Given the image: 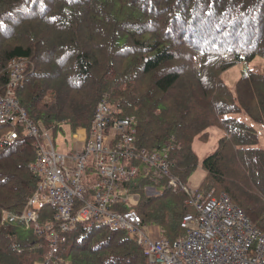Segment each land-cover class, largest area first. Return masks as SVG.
Here are the masks:
<instances>
[{
    "label": "trees",
    "instance_id": "trees-1",
    "mask_svg": "<svg viewBox=\"0 0 264 264\" xmlns=\"http://www.w3.org/2000/svg\"><path fill=\"white\" fill-rule=\"evenodd\" d=\"M255 57L264 59V0H0V96L10 62L25 60L14 98L53 137L88 129L106 97L119 117L135 118L138 147L171 145L170 175L185 185L200 165L198 190L225 194L264 233V149L255 130L264 125V75L244 69L233 92L222 80ZM211 128L222 136L199 162L193 143L206 142ZM23 131L22 122H0V264H33L49 252L47 232L15 218L37 184L34 140ZM138 181L133 209L143 222L170 241L184 236L180 222L193 213L186 195L161 181L151 200L150 183ZM54 214L42 206L38 224H56ZM58 235L52 264H148L119 230L79 224Z\"/></svg>",
    "mask_w": 264,
    "mask_h": 264
},
{
    "label": "built area",
    "instance_id": "built-area-1",
    "mask_svg": "<svg viewBox=\"0 0 264 264\" xmlns=\"http://www.w3.org/2000/svg\"><path fill=\"white\" fill-rule=\"evenodd\" d=\"M25 65L22 59L11 62V78L0 97V122L24 123L23 135L34 140L36 158L29 169L37 184L25 211L15 218L31 223L37 234L47 232V258L36 264L55 263L58 253V233L54 235L52 225L37 222L42 206L54 209L59 233L79 224L124 232L143 249L148 264H264V233L225 194L190 190L170 175L171 145L152 151L138 147L135 118L119 117L106 97L97 103L84 135L76 131L66 149L57 150L51 131L29 121L14 98ZM16 136L12 131L5 138ZM140 178L150 183L144 191L161 190L160 182L165 181L173 192L186 195L184 205L193 213L180 222L184 236L170 241L133 209L139 201L134 185ZM7 217L5 213L2 219Z\"/></svg>",
    "mask_w": 264,
    "mask_h": 264
},
{
    "label": "rangeland",
    "instance_id": "rangeland-1",
    "mask_svg": "<svg viewBox=\"0 0 264 264\" xmlns=\"http://www.w3.org/2000/svg\"><path fill=\"white\" fill-rule=\"evenodd\" d=\"M11 62L9 64V66H8V69H9V80L11 78V73H12ZM244 69L245 70L246 69H250V70H253V71H258V72H260L261 74L264 75V59H262L260 57H255V58H253L251 60V63L249 65H244L243 63H239V64H237V65L229 68L223 74L222 80L225 82V84L227 85L228 89L231 92L234 91V85H235L236 81L239 79V77L241 76V74H242V72H243ZM145 83H147V81H145ZM137 87H138V89L141 88V84H138ZM14 93H15V91H14ZM3 95H1L0 97H3ZM243 116L244 115H242L241 117H243ZM243 120L247 124H250L251 125V122L245 116H244V119ZM41 128L42 129H45L43 125H41ZM209 130H210L209 131V139L206 142L195 141L193 143V150L197 154L198 159H199V162H201L204 158H206L207 156H209L216 149V147L218 145V140L222 136V130L220 128H211ZM255 130H256V134L258 136V140H259V144L258 145H259L260 148H263L264 149V125L257 126V127L255 126ZM72 136H73V134L69 133L65 128L62 129V130H58L56 132V134L54 135L56 149L57 150H64V149H66V145L70 142V139H72ZM65 141H66V143H65ZM142 167L143 166L140 165V168H142ZM203 177H204V171L201 169V167L199 165V167L196 169V171L186 181V186L190 190H196V189H198L201 186ZM161 191L162 190L157 189L156 192H154V191H149V192L148 191H144V192H145V195L148 198H150L151 200H155V198H157V197L160 196V192ZM202 191L203 192H206L204 190H202ZM214 194L218 195V193H216L215 191H214ZM25 207L26 206H24V208L22 209V211H21L20 214H22L25 211ZM39 212H38V215H39ZM5 213H6V211L3 212V215ZM5 221H6V219L4 218V220L2 219V222L1 223L5 222ZM29 224H31V223H29ZM45 224H41V225H45ZM41 225H39V226H41ZM50 225H52V229L54 231L53 233H54V235H56L58 233V230H57L56 227H54L55 224L54 223H51ZM156 226L159 229H161L159 227V225H156ZM33 229H34V227H33ZM34 232H36V231H34ZM30 255H33V254H30ZM46 258L47 257H45L44 259H46ZM43 261H41V262H43ZM36 263L37 262H34L33 264H36ZM67 263L70 264V262H67Z\"/></svg>",
    "mask_w": 264,
    "mask_h": 264
},
{
    "label": "crops",
    "instance_id": "crops-1",
    "mask_svg": "<svg viewBox=\"0 0 264 264\" xmlns=\"http://www.w3.org/2000/svg\"><path fill=\"white\" fill-rule=\"evenodd\" d=\"M82 131V130H81ZM79 135H84V132L82 131L81 133H79Z\"/></svg>",
    "mask_w": 264,
    "mask_h": 264
}]
</instances>
